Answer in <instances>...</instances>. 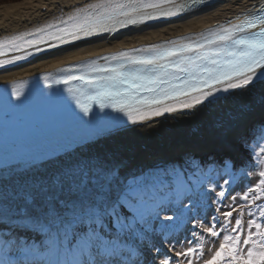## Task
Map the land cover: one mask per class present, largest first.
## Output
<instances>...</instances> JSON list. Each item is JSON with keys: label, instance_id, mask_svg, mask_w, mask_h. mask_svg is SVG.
Wrapping results in <instances>:
<instances>
[{"label": "snow or ice", "instance_id": "obj_1", "mask_svg": "<svg viewBox=\"0 0 264 264\" xmlns=\"http://www.w3.org/2000/svg\"><path fill=\"white\" fill-rule=\"evenodd\" d=\"M65 7L42 5L51 22L0 40V72L105 35L232 15L37 74L32 102L27 81L3 82L0 264H264V3Z\"/></svg>", "mask_w": 264, "mask_h": 264}, {"label": "bare ground", "instance_id": "obj_2", "mask_svg": "<svg viewBox=\"0 0 264 264\" xmlns=\"http://www.w3.org/2000/svg\"><path fill=\"white\" fill-rule=\"evenodd\" d=\"M94 2V0H22L0 6V40H6L24 31H31L34 27L45 22H51L53 15L40 12L42 5L47 4L50 9L56 4L65 5V13L72 10V6L84 5ZM222 3L223 0H218ZM233 4L252 5L264 3V0H232ZM54 10V9H53ZM236 11H239L237 8ZM58 15V13H56ZM231 12H218L215 15L207 14L194 18L190 22L174 21L171 24H158L152 28H145L138 31L117 34L112 38L105 35L103 40H93L91 43H78L77 46H66L62 50L45 52L30 60L9 67L6 72H0V86L8 81H25L40 73H54L62 65H66L76 60L115 52L121 48L139 47L147 43L159 42L163 39L176 38L189 30L199 32L208 25H213L217 20L223 21L225 16H231ZM30 21V22H28ZM166 125H177L178 121L165 119Z\"/></svg>", "mask_w": 264, "mask_h": 264}, {"label": "rangeland", "instance_id": "obj_3", "mask_svg": "<svg viewBox=\"0 0 264 264\" xmlns=\"http://www.w3.org/2000/svg\"><path fill=\"white\" fill-rule=\"evenodd\" d=\"M22 1V0H21ZM12 1L8 2V0H0V6L4 5V4H9ZM20 2V1H18ZM259 171V169H257V172ZM238 191H241L242 193V189H238ZM247 213H245L244 215V221L246 222L248 219H250L251 217L248 216L247 217ZM234 223V220H233ZM218 243H216L215 241H209L207 238H205V248L207 250V254H211V252H213L216 248H218Z\"/></svg>", "mask_w": 264, "mask_h": 264}, {"label": "trees", "instance_id": "obj_4", "mask_svg": "<svg viewBox=\"0 0 264 264\" xmlns=\"http://www.w3.org/2000/svg\"><path fill=\"white\" fill-rule=\"evenodd\" d=\"M10 1L15 2V1H19V0H8V2H10Z\"/></svg>", "mask_w": 264, "mask_h": 264}]
</instances>
